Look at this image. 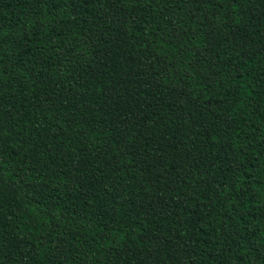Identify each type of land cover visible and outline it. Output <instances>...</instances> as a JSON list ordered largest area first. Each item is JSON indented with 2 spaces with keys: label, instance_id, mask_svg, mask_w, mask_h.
Returning <instances> with one entry per match:
<instances>
[{
  "label": "trees",
  "instance_id": "1",
  "mask_svg": "<svg viewBox=\"0 0 264 264\" xmlns=\"http://www.w3.org/2000/svg\"><path fill=\"white\" fill-rule=\"evenodd\" d=\"M0 264H264V0H0Z\"/></svg>",
  "mask_w": 264,
  "mask_h": 264
}]
</instances>
